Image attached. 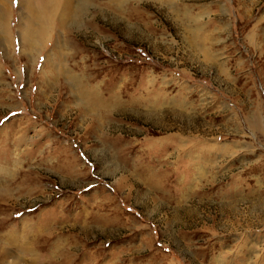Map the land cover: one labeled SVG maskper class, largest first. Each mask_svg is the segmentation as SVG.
<instances>
[{"label": "rangeland", "instance_id": "374dc122", "mask_svg": "<svg viewBox=\"0 0 264 264\" xmlns=\"http://www.w3.org/2000/svg\"><path fill=\"white\" fill-rule=\"evenodd\" d=\"M26 1L0 0V264H264V0H73L34 48Z\"/></svg>", "mask_w": 264, "mask_h": 264}, {"label": "bare ground", "instance_id": "6f19581e", "mask_svg": "<svg viewBox=\"0 0 264 264\" xmlns=\"http://www.w3.org/2000/svg\"><path fill=\"white\" fill-rule=\"evenodd\" d=\"M26 2H29V0H27ZM35 3L36 2H32V3H29V6H26L27 7L26 12L29 15L26 18V24L23 27V34L25 35V37L28 38V40H29L28 44H30L32 46V48H34V46L39 44L38 40L41 41L39 38L44 39L45 35L49 32V30H50V19H52L51 17L54 16L55 13L58 11V6L60 4H62V7L66 6V10L69 11L70 17H72V15H73V0H40V2L38 0L36 5H34ZM69 9H71V10H69ZM240 10L243 11V14L245 15V13H246L245 6H243V9L241 8ZM249 13H250V8H249L247 14H249ZM38 18L40 20H38ZM243 18H244V16H243ZM6 21L7 20L3 16H0V37H1V39H3V41H4V39L5 40L9 39V32H8L9 29L7 27ZM36 22H38V25L35 24ZM255 27H257V25H255ZM256 34L257 35H264V31L259 30L256 33V31H254V28H253V32L249 35V38L251 37L252 39H254V36H256ZM121 86H122L121 91H123L124 84L122 83ZM92 92H94V91H92ZM96 96H97V99L98 98L100 99L101 104L99 105L97 102L96 103L102 107L101 110H104L105 108L107 109L108 105L110 104L108 102L109 100H107V101L103 100V98L101 96L99 97L98 94ZM110 98H116L113 101H118L119 94L117 95V92L111 93ZM93 101H95V99ZM103 101H105V102H103ZM136 102H137V104L140 105L143 102H145V103L152 102V104L153 103L157 104L159 101L157 99H154V100L151 99V101H143L141 98H139V99H136ZM147 105H149V104H147ZM83 112H84V110H83ZM0 262H1V260H0Z\"/></svg>", "mask_w": 264, "mask_h": 264}]
</instances>
